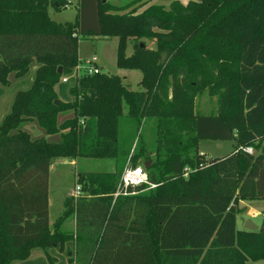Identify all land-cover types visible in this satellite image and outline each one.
I'll return each instance as SVG.
<instances>
[{
    "label": "trees",
    "instance_id": "16d2710c",
    "mask_svg": "<svg viewBox=\"0 0 264 264\" xmlns=\"http://www.w3.org/2000/svg\"><path fill=\"white\" fill-rule=\"evenodd\" d=\"M67 4L0 0V86L36 68L0 123V264L25 261L36 249L50 264L51 249L70 264L264 260V218L256 231L236 228L240 201H264V0H175L168 11L154 6L138 15L111 13L131 4L79 0L76 21L52 20L48 8ZM95 36L118 39L117 66L140 71L141 90L119 76L83 74L68 89L72 100L56 106L55 87L79 64V42ZM202 92L217 98L216 114L194 111ZM125 107L136 130L154 119V139L147 145L140 135L120 158ZM29 123L44 136L33 138ZM201 141H229L233 151L209 159ZM59 158L116 159L117 169L78 173L80 195L66 198L51 226L50 167ZM148 160L155 187L115 197L128 161L135 168ZM70 217L75 231L64 232Z\"/></svg>",
    "mask_w": 264,
    "mask_h": 264
},
{
    "label": "rangeland",
    "instance_id": "374dc122",
    "mask_svg": "<svg viewBox=\"0 0 264 264\" xmlns=\"http://www.w3.org/2000/svg\"><path fill=\"white\" fill-rule=\"evenodd\" d=\"M73 4L66 9H62L60 13L54 12L53 9L51 12V16L54 20H58L61 22H74L76 13H79L77 9V5L75 3V0H71ZM111 0H108L110 3ZM135 1V2H134ZM144 0H115L117 3H123V6L121 7H126L129 6L126 10H118L114 11L113 13H118V14H125L129 13L132 10H136L135 14H141L143 13L145 9L139 11L138 8L144 6L146 2H143ZM175 1V0H155V5L149 6L154 7L158 6L161 7L163 10L168 11L170 4ZM182 4L186 5L187 0H178ZM111 4V3H110ZM118 7V8H121ZM147 8V9H148ZM155 43H152L150 41H146V45L150 49H155L154 47ZM116 45H117V40L115 38H112L110 40H104L102 37H89L86 39H82L79 42V57H85L87 58L91 56H97L99 60H103V67H102V72L108 75H115L119 76L124 80V77H126L125 80V85L128 89L133 90V91H139L141 90V87L139 86V83L141 82L142 79V73L140 71L136 70H127V69H120L117 66L116 63ZM133 51V50H132ZM131 53V48L128 46L127 48V55ZM86 58V59H87ZM84 60V59H83ZM33 72V70L31 71ZM20 80V81H19ZM17 81H14L16 85L15 87L18 86H23L24 83L28 85L30 80H32V74H29L22 79H19ZM33 82V81H32ZM31 85H29L28 88H30ZM27 88V89H28ZM69 87L67 86H57V91L59 92V89L63 90H68ZM26 90V89H23ZM68 96L69 93L67 92ZM59 96H61L58 93ZM194 111L199 114V115H212L216 114L218 111V105H217V98L211 96L208 92H202L197 95V97L194 100ZM127 108H124V116L122 120L120 121V135H119V154L120 158L129 151V149L133 146L132 151L135 147V144L137 143V140L139 136L143 138L144 142L149 145L153 141V134H152V127L154 123L153 118H148L147 120H143L139 130H136V123L127 118L126 116ZM3 119V117H2ZM62 120V118H60ZM1 122V118H0ZM25 130H27L33 138H40L44 136V132L42 129H40L35 123H29L25 125L24 127ZM135 140V141H134ZM143 143V142H142ZM217 143L222 144V149L218 148ZM199 151L200 153H206V158H217L218 157H223L229 155L233 151V144L229 141L225 142H214V141H201L199 143ZM129 163L126 165L127 167H131V162L128 161ZM110 163H103L101 164L99 161H95L94 159L90 158H80V162H78L77 165H67L64 167H61V172H55L51 175L50 178V183H49V197L51 200V206L49 207V220L51 223H54L63 213L64 211V200L69 194H74L75 189H76V183H75V174L77 173H85V172H102V171H107ZM105 173V172H102ZM120 188V187H119ZM119 190V189H118ZM117 190V191H118ZM262 207H256L255 210L260 211V215L257 217H250L247 215V212L239 213L236 217V228L237 230H245V226L250 220L254 226L259 227L261 226V223L264 218V202H262ZM246 220V221H245ZM245 221V222H244ZM64 231H71V219H68L64 226H63ZM56 250V249H55ZM57 254L61 255L62 258L65 259V264H70L68 262V258L65 253H61L58 250H56ZM52 258L56 259V262L53 264H57V257L54 255H51ZM245 264H264V260L262 261H252L248 260L245 262Z\"/></svg>",
    "mask_w": 264,
    "mask_h": 264
},
{
    "label": "crops",
    "instance_id": "0c3cea01",
    "mask_svg": "<svg viewBox=\"0 0 264 264\" xmlns=\"http://www.w3.org/2000/svg\"><path fill=\"white\" fill-rule=\"evenodd\" d=\"M128 1H130V0H128ZM144 3L146 2V4L144 5V6H142V7H140V8H138V10L139 11H141V10H143V9H147L149 6H152V5H155L154 3H155V0H144L143 1ZM189 2V0H187V3ZM75 3H76V5H77V9H78V11L80 10V7H79V0H75ZM110 3H111V5L112 6H115V7H121V6H123V3L124 2H122V3H117V2H115V0H111L110 1ZM73 4V2L71 1V0H68V4H67V6L65 7V8H62V9H66V8H69L71 5ZM51 9H53V11L54 12H58V13H60L61 12V10L62 9H60V10H58V7H55V6H50L49 8H48V13H49V15H50V17H51V19L52 20H54L53 18H52V16H51V12H52V10ZM111 13H113V12H111ZM78 14L79 13H76V16H75V19H74V21H76L77 20V18H78ZM113 14H118V13H113ZM55 22H57V23H66V22H61V21H58V20H54ZM72 22V21H71ZM99 38V37H98ZM116 40H117V45H116V63H117V49H118V39L117 38H115ZM104 40H110V39H108V38H104ZM78 47H79V44H78ZM130 48H131V53L129 54V55H131L132 54V47L130 46ZM95 56V55H94ZM92 57V56H91ZM97 57V56H96ZM78 58H79V64L83 61V59L84 60H86V58H87V56H86V58L85 57H79V51H78ZM90 58V57H89ZM98 58V57H97ZM88 59V58H87ZM78 64V65H79ZM98 66H99V68L101 69V72H102V67H103V60H99V58H98ZM33 70V72H31ZM35 70H36V68L35 67H33V68H31V70H30V74H32V80H30V82L28 83V85L26 84V83H24V85L23 86H18V87H15V85H16V83L17 82H15L14 84L12 83V85L11 86H9V87H3V86H0V118H1V122H2V120L4 119V117L10 112V110H11V107H12V104H13V100H14V97H15V95L19 92V91H21V90H23V89H26L27 90V88L29 87V85H32V81L34 80V75H35ZM103 73V72H102ZM123 80V79H122ZM125 80H126V77H124V80H123V84L125 85ZM20 81V80H19ZM75 81H76V78L73 76V75H71V76H69L68 77V81H67V83H62V81L57 85V86H59V85H61V86H67V87H70L71 85H73L74 83H75ZM57 86L55 87V90H56V93H57V95H58V93L61 95V96H59L58 95V98H59V100L61 101V102H69V101H71L72 99H71V97H70V95L68 96V94H67V92H68V90H63V89H59V92L57 91L58 89H57ZM126 86V85H125ZM31 87V86H30ZM29 89V88H28ZM69 89V88H68ZM130 90V89H129ZM133 91V90H132ZM126 108V107H125ZM127 114H128V110H127V112H126V116H127ZM2 117H3V119H2ZM65 118V116H62V119H64ZM0 122V123H1ZM217 144H219L218 145V148L219 149H222V144L221 143H217ZM201 154H204L205 156H206V153H201ZM217 158H219L218 156H217ZM211 159V158H210ZM95 161H99L101 164H103V163H107V162H109L110 163V165H109V167H108V169H107V171H102V172H115L116 171V169H117V160L116 159H110V160H95ZM78 162H80V158H76V159H68V158H59V159H56V160H54L53 161V163H52V165H51V167H50V178H51V175L53 174V173H55V172H61V167H64V166H67L68 164L69 165H72V166H74V165H77L78 164ZM145 165H147V164H149V166H150V164H151V161H145V163H144ZM144 164H142V165H139L140 167H143L144 168V170H145V173H146V169H145V167H144ZM78 174V173H77ZM77 174H75L76 176H77ZM147 174V173H146ZM76 176H75V183H76ZM50 178H49V183H50ZM77 186V185H76ZM74 195V194H73ZM70 196H72V194H69L66 198H68V197H70ZM66 198H65V200H66ZM65 200H64V204H65ZM262 202H264V201H240L239 202V204H238V207L239 208H241V209H243V212H247V215L248 216H250V217H257V216H259L260 215V211L259 210H255V208L256 207H262L263 205H262ZM51 200H50V197H49V207L51 206ZM243 212H241V213H243ZM65 213V205H64V211H63V213H62V215ZM61 215V216H62ZM60 216V217H61ZM59 217V218H60ZM58 218V219H59ZM57 219V220H58ZM68 219H71V227H72V230L71 231H69V232H74L75 231V219L74 218H68ZM67 219V220H68ZM56 220V221H57ZM67 220H65V222L67 221ZM246 221V220H245ZM244 221V222H245ZM249 221V220H248ZM65 222H64V224H65ZM64 224H63V226H64ZM50 225L51 226H53L54 225V223H51L50 222ZM63 226H62V230H63ZM64 231V230H63ZM64 232H68V231H64ZM56 252V250L55 249H51V250H49V254L50 255H54V256H56L57 257V259H58V261H57V264H65V259L64 258H62V254L61 255H59V254H57V253H55ZM67 256V255H66ZM13 264H50L49 262H48V260H47V257H46V254L42 251V250H39V249H36V250H33L32 251V253H31V255H30V257L27 259V260H25V261H20V262H15V263H13Z\"/></svg>",
    "mask_w": 264,
    "mask_h": 264
},
{
    "label": "built area",
    "instance_id": "2783aa9c",
    "mask_svg": "<svg viewBox=\"0 0 264 264\" xmlns=\"http://www.w3.org/2000/svg\"><path fill=\"white\" fill-rule=\"evenodd\" d=\"M101 73V69L98 66V58L96 56H92L86 60H83L73 71V76L77 79L83 74L87 75H95ZM68 77H64L62 79V83H67ZM245 151L247 153L252 154V148H246ZM189 173V169L186 168L184 170V177H187ZM143 184H148L151 188H154L155 185L149 183L148 175L145 173L143 167H128L122 176V184L120 185L119 190L115 194V197L120 195H128V188L139 187ZM80 195V187L76 186L74 197H78Z\"/></svg>",
    "mask_w": 264,
    "mask_h": 264
},
{
    "label": "water",
    "instance_id": "95a60500",
    "mask_svg": "<svg viewBox=\"0 0 264 264\" xmlns=\"http://www.w3.org/2000/svg\"><path fill=\"white\" fill-rule=\"evenodd\" d=\"M141 46L144 47L143 44H142ZM58 74H59V75H62V68H61V67L58 68ZM60 103H61V101H60L59 99L55 100V102H54V104H55L56 106H59ZM148 168H149V164L145 165V169H148ZM150 184H152V185H156V182L151 181ZM245 229H246V230H250V231H256V230H258V227L254 226V224L249 220V221L247 222L246 226H245Z\"/></svg>",
    "mask_w": 264,
    "mask_h": 264
}]
</instances>
